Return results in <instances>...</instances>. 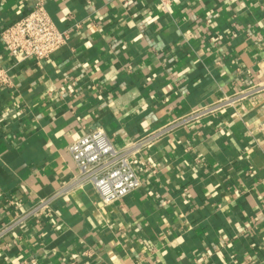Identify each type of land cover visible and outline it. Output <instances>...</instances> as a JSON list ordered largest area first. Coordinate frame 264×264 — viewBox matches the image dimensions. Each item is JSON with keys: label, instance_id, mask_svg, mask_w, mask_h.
Wrapping results in <instances>:
<instances>
[{"label": "crops", "instance_id": "0c3cea01", "mask_svg": "<svg viewBox=\"0 0 264 264\" xmlns=\"http://www.w3.org/2000/svg\"><path fill=\"white\" fill-rule=\"evenodd\" d=\"M35 0H0V264H264V0H46L65 46L13 59L1 32ZM143 144V185L105 204L71 187V143ZM11 202H14L13 205Z\"/></svg>", "mask_w": 264, "mask_h": 264}, {"label": "built area", "instance_id": "2783aa9c", "mask_svg": "<svg viewBox=\"0 0 264 264\" xmlns=\"http://www.w3.org/2000/svg\"><path fill=\"white\" fill-rule=\"evenodd\" d=\"M159 8L168 11L170 0H158ZM70 38L67 31L60 30L46 8V0H35L31 12L19 22L1 32L3 45L9 55L18 62L27 59L44 60L65 46ZM9 69L0 61V90L9 86ZM201 117L200 113L177 119L159 131L136 141L129 147L117 148L103 129H95L70 144L69 151L78 173L70 186L82 188L91 184L105 204L124 199L138 190L143 181L134 168L133 158L143 144L152 143L192 120ZM39 199L26 212L16 215L8 225L0 228V238L17 230L34 218L43 216L56 195ZM15 205L14 202H11Z\"/></svg>", "mask_w": 264, "mask_h": 264}]
</instances>
